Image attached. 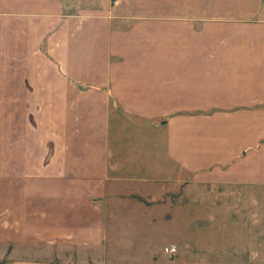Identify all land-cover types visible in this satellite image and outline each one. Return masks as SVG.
Wrapping results in <instances>:
<instances>
[{"label":"crops","instance_id":"1","mask_svg":"<svg viewBox=\"0 0 264 264\" xmlns=\"http://www.w3.org/2000/svg\"><path fill=\"white\" fill-rule=\"evenodd\" d=\"M192 182L262 206L264 263V0H0V264H105Z\"/></svg>","mask_w":264,"mask_h":264},{"label":"rangeland","instance_id":"2","mask_svg":"<svg viewBox=\"0 0 264 264\" xmlns=\"http://www.w3.org/2000/svg\"><path fill=\"white\" fill-rule=\"evenodd\" d=\"M191 184L187 191L154 190L142 207L113 208L105 264H264L262 206L256 209L246 195L232 199L223 188Z\"/></svg>","mask_w":264,"mask_h":264}]
</instances>
